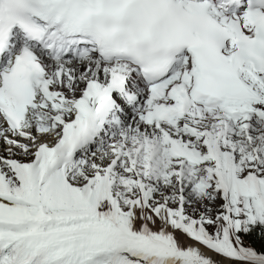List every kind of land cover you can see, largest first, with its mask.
<instances>
[{
    "label": "snow or ice",
    "instance_id": "snow-or-ice-1",
    "mask_svg": "<svg viewBox=\"0 0 264 264\" xmlns=\"http://www.w3.org/2000/svg\"><path fill=\"white\" fill-rule=\"evenodd\" d=\"M0 264H264V0H0Z\"/></svg>",
    "mask_w": 264,
    "mask_h": 264
}]
</instances>
